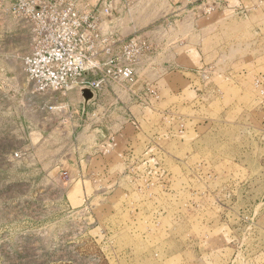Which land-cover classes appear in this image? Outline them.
<instances>
[{
    "label": "rangeland",
    "instance_id": "rangeland-1",
    "mask_svg": "<svg viewBox=\"0 0 264 264\" xmlns=\"http://www.w3.org/2000/svg\"><path fill=\"white\" fill-rule=\"evenodd\" d=\"M222 2L208 14L214 39L192 41L207 67L156 64L154 96L127 110L130 129L103 165L65 143L42 162L16 142L53 95L24 71L27 25L0 15V264H264V32L249 26L264 25V3L245 20L218 13ZM119 5L137 34L166 14L160 0Z\"/></svg>",
    "mask_w": 264,
    "mask_h": 264
},
{
    "label": "crops",
    "instance_id": "crops-1",
    "mask_svg": "<svg viewBox=\"0 0 264 264\" xmlns=\"http://www.w3.org/2000/svg\"><path fill=\"white\" fill-rule=\"evenodd\" d=\"M160 1L166 8L164 19L160 22V27L158 26L164 32V36L159 39L162 42L161 50L142 61L137 67L135 85L109 83L99 91L89 89L85 91L84 95H81L78 87L63 92H46L44 95H53L52 99L49 98L50 107L48 110L37 109L36 116L30 120L28 126H25L23 121L19 122L15 131L16 142L19 145H24L27 149L36 151L35 158L42 162L46 160V156L42 155L43 151H50L53 148L60 151L64 149L65 143L66 148L81 153V158L86 165L94 160L101 161L102 165L108 164L111 155L120 148L121 141L125 137V130L130 129L129 125L132 124L127 123L121 109L125 108L134 114L136 110L141 108L132 99L131 93L140 95L143 89L145 90L144 84H148L152 90L155 88L157 83L152 84L151 76L157 67L156 64L162 71L180 75L199 72V70L207 67L201 58V53H205L203 48L193 44L192 41L197 39L203 41L205 37L206 40L214 39L216 27L213 20L215 13L202 17L196 15L195 17L193 14L192 17L193 8L201 0ZM90 3L93 6L95 1ZM263 3L264 0H256L255 2L254 0H223V5L218 13L222 15L228 12L237 18H246ZM8 6L9 0H0V15L5 16V13H8ZM146 8L144 17H147L153 10V7ZM94 9L95 12H98V9L95 7ZM122 11L123 8L119 5L110 17H101L100 30L103 33L114 32L121 39H126L135 30L140 29L136 16L131 17V13L128 12V15L122 17ZM262 22L261 18L252 19L249 23L257 35L264 32ZM15 23V28H18L22 23L25 24L19 20H16ZM130 23L132 25L128 27ZM191 25L193 29L190 27ZM26 28L30 34L28 26ZM209 43L211 45L207 53L211 55L214 53L215 43L213 41ZM98 77L88 74L85 79L94 80ZM141 89L142 91H140ZM60 108H62L61 111ZM113 108L114 111L110 116H104L105 110ZM110 138H112V142ZM69 156L67 159L72 158V154ZM83 161L80 160L81 165H83ZM73 164L78 165L77 162H73ZM82 175L85 174L82 172Z\"/></svg>",
    "mask_w": 264,
    "mask_h": 264
},
{
    "label": "built area",
    "instance_id": "built-area-1",
    "mask_svg": "<svg viewBox=\"0 0 264 264\" xmlns=\"http://www.w3.org/2000/svg\"><path fill=\"white\" fill-rule=\"evenodd\" d=\"M91 1H95L91 5ZM119 0H9V12L23 21L31 35L30 50L22 58L28 80L37 92H63L78 87L99 91L106 84H136L140 63L161 50L164 32L154 27L121 39L114 32L100 30L101 17H110ZM220 0H204L193 8L208 15ZM98 12H95V9ZM94 9V11H93ZM88 74L99 76L86 80ZM144 96L131 93L137 103L146 104L154 90L144 84ZM114 107V106H113ZM60 111L62 108L59 109ZM114 108L105 110L104 116ZM127 117V110L121 109ZM112 142V138H110Z\"/></svg>",
    "mask_w": 264,
    "mask_h": 264
}]
</instances>
